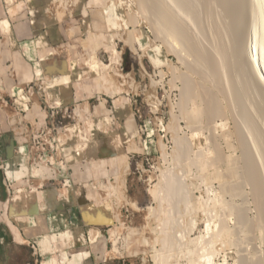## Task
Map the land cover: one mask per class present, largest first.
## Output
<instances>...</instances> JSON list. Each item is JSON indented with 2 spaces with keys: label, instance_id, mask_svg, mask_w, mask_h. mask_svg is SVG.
<instances>
[{
  "label": "rangeland",
  "instance_id": "1",
  "mask_svg": "<svg viewBox=\"0 0 264 264\" xmlns=\"http://www.w3.org/2000/svg\"><path fill=\"white\" fill-rule=\"evenodd\" d=\"M188 1H192L193 5L195 2L198 4H195L194 9H198L197 12L195 11L198 15L195 14V16L200 18L192 19L199 22L198 24L204 20L205 25V28H203L204 25L201 26V30L200 25L203 22L198 26L196 22L187 17V21H192L187 23H190L191 27H188V30H192L191 34H195L192 36L196 38H194L196 42L200 41L204 46H208L207 44L211 46L213 36L211 37L212 33L209 32L211 27H208L211 25L206 18L202 1ZM256 1L237 0V5L240 4L239 7L244 9H242L243 12L240 9L242 17L240 15L237 17L241 21L239 20L238 24L233 26V31L229 34L227 32L229 36H225V42L229 46L236 42L235 51L237 49L238 52H234V57L236 62L238 60L240 63V65L237 63V67L240 66L238 72L240 69H246L245 77L253 82L254 87L249 89L245 85L248 88L245 89L243 79L239 75L234 79L237 97L229 94L228 100L224 98L212 79L208 77L212 80L210 81L204 78V69L200 68L203 73H199L200 65L194 62L191 55L189 57L179 44L171 42L172 45L157 32L149 20L148 13H142L138 9L136 0H53L49 5V12L54 14L61 12L62 16L72 10L79 13L81 8L85 9V16L82 17L85 33H90L99 44L98 53L103 65L101 84L102 89H105L94 94L90 100L91 110L98 106L104 98H108L109 101L106 102L108 113L114 116L116 106L107 94H112V100L125 98L124 102L131 104L139 134L136 141L139 146L138 152L129 154L130 158H121V164H129L128 172H121L109 181L107 190L112 197L108 200L115 214V222L104 232L107 250L95 264L245 263L246 245L244 242L234 241L233 235H230L229 227L233 211L230 206L234 204L233 200L218 192L219 184L214 174L215 147L219 146V150L224 151L225 154L223 152L221 154L226 157V160L246 165L245 159L248 155L246 152L252 148L250 145L253 146V135H261V140L263 138L264 141V100H260L263 95H257L259 84L255 80L256 73L243 59L245 58L243 56L244 33L251 19L253 18V22L254 16L257 15L254 14L258 11ZM4 3L5 6L10 4L11 8L16 3L27 5L30 1L4 0ZM19 5L11 8V15ZM4 12L6 16L10 15L7 7ZM218 13L221 15L220 11ZM71 45L81 52L84 50L78 43ZM193 63L196 65L192 66ZM194 68L195 71H193ZM186 77L192 83L196 82L193 83L195 85L203 83L205 88H210L209 90L221 99L220 104L225 108H223L225 113L223 112L222 116H226L223 118L214 116L210 120L203 116L196 123H192V111L201 102L195 99L182 101ZM223 78L225 80L226 77ZM49 82V76L41 73L30 82V85L42 94L43 109L51 114V111L56 108L47 102ZM53 115L55 116L54 123L45 124L35 131L31 143L38 148L39 154L45 152L46 159L50 156L54 157L51 159L54 162V170H51L50 174L58 178L60 182H66V168L61 162L67 138L66 125L77 123L79 129L83 131L86 129V124L78 122L80 113L75 105L62 107L58 110V115L55 113ZM48 130L49 133H47ZM217 143L218 146H216ZM57 145H59L58 149ZM220 147L223 148L220 149ZM41 164L48 168L51 166L47 161ZM39 169V173L43 172V169ZM262 171V176H264V167ZM169 182L174 191L170 189L171 192H168ZM171 193L173 195H170ZM220 195L223 198H220ZM243 206L246 208V204L243 203ZM244 213L246 214L247 211ZM222 215L229 226L226 225L223 230L219 228ZM219 229L221 232L217 231ZM217 232L220 235H217ZM164 233L171 236H169L170 245L166 243L169 246L161 241L164 236H168ZM98 235L99 231L94 230L87 233V249L92 250L91 245L97 241ZM69 249L72 255V247L69 246L67 250Z\"/></svg>",
  "mask_w": 264,
  "mask_h": 264
},
{
  "label": "crops",
  "instance_id": "2",
  "mask_svg": "<svg viewBox=\"0 0 264 264\" xmlns=\"http://www.w3.org/2000/svg\"><path fill=\"white\" fill-rule=\"evenodd\" d=\"M29 1L11 4L19 5L11 15L10 4L0 0V264H95L107 250L104 232L115 222L109 181L128 172L121 158L139 150L136 118L131 104L112 94L114 116L108 98L91 110L90 100L103 90V65L99 44L85 33V9L62 16L49 12L53 0ZM41 73L49 76L47 102L55 115L75 105L78 122L86 124L83 131L77 123L66 125V182L37 160L31 143L55 117L30 85ZM93 230L99 235L89 250Z\"/></svg>",
  "mask_w": 264,
  "mask_h": 264
},
{
  "label": "bare ground",
  "instance_id": "3",
  "mask_svg": "<svg viewBox=\"0 0 264 264\" xmlns=\"http://www.w3.org/2000/svg\"><path fill=\"white\" fill-rule=\"evenodd\" d=\"M201 1H202L201 4H203V7L205 8L206 13L205 12L204 13L207 15L206 18H208V21H210V25H211V26H208V27H211V30L209 32L212 33V34L210 33L209 34L211 35V37L213 36L212 38L213 41L212 42L210 41L211 46H209L210 44H207L208 46H204L203 44L200 43V41H198L199 43L196 42L197 41L195 40L196 38L192 36L195 34H191L192 30L191 31L190 29L188 30V27H190L189 24L192 21L191 22L187 21L188 19L187 17H189V19L190 18L192 19L194 17H195L194 19L200 18L199 16L198 18H196L195 16L196 14L195 11L197 12L198 10L196 8L197 6L195 7L196 10L194 9L195 4H197L196 2L193 5V2L192 1L189 2L188 0H136V3L138 4L137 6L138 9L142 13H148L147 15L150 16L149 20H151L153 27L157 30V32L160 33L166 39V41H170L169 43L176 42V45L179 44L180 47L183 48L185 52H187L186 54H188L189 57L191 55L192 59H194V62L200 65L199 68L197 65V68L199 69V71H200V68L205 70L204 73L202 72L203 70H201L200 72L199 71H196V72H199L200 74L203 73V76H205L204 77L205 79L208 77L212 79L217 85L218 90L223 94L224 98L228 100L229 94L232 96L237 95L235 92L236 90L234 88L235 87L234 79L237 76L239 77L240 75L242 77L241 79H243L242 81L244 82V86H243L244 88L247 86L249 89H253L251 87H254L253 82L249 79H246L245 77V73L247 71L246 69L244 70L240 69L238 72V69L240 68V66L239 67L237 66L240 65V63H238V60L236 62L235 57H234V52L237 51V49L235 51V48H237L235 47L236 42L234 45L230 44L231 47L225 42L226 40L225 36L227 37L229 32L233 31V26L238 24L237 22H239L240 19H237V17L243 12L244 9L242 8L243 9L242 10L240 8L241 6L239 7L240 4L237 5V0H201ZM255 3H258V6H257L258 8L256 7L258 11L257 13H254L257 15L254 16L255 18L253 22H252L253 18L251 19L248 28L246 27V33H244V36H245V48L243 50L244 55L243 54L241 55L245 57L243 59H245V61H247V64L253 69V71H255L256 73L255 80H257L259 87H257L256 85L255 86L257 87V90H259V92L256 90L255 91L257 95H263L262 97H260L262 98L260 100H264V0H257ZM218 6L220 9L218 8ZM217 8L219 9L221 15L218 13L219 11ZM240 9L242 10L241 13H240L241 11ZM244 13H246V11ZM250 14L252 15V11ZM218 15L222 17H219ZM204 17H201V18H204ZM240 17L242 16L240 15ZM243 19L245 18L243 17ZM200 20H203V19H200ZM188 22L190 23L187 24ZM193 22H196V21L193 20ZM202 22H201L202 24L200 23L201 25L198 24L199 22H196V24H198V26L200 25V28H201V26L204 25V20ZM203 28H205V25ZM240 31L241 30H239V32ZM184 50L181 49V51H184ZM195 63H193L192 66L196 65ZM195 70L196 69L194 68L193 71ZM224 76L226 77L225 80L223 78ZM247 80L250 81L251 83L248 82ZM193 83H196V82H193ZM193 83L189 78L186 77V79L184 80V90H183V97H182L183 98L182 101L183 100L189 101V99L190 100L195 99L201 102L200 103L201 105L199 104L196 107V109L192 111L191 122L196 123L198 119L203 116L208 118V120H210L211 117L214 118V116H219L222 118L225 117L226 115L222 116V114L225 113V110H224L225 108H224V105L222 107V104H220L221 99L219 97H216L215 93L213 94L212 91L209 90L210 88L208 89L205 88L203 83L199 82L200 84H197V85ZM247 87L245 89H248ZM236 89H237V86H236ZM259 102L261 103V101ZM212 136H213V133H212ZM244 136H246V134ZM252 140H253L252 142L253 146L250 145V147L252 148L251 149L248 148L250 150L249 151L247 150L248 152H246V154L248 153V155L246 156L247 158L245 159L246 165H241L236 161L234 162L232 160L230 161H228V159L226 160V157L221 154V152L225 154L224 151L221 149L223 147H220L221 150H219V146H218L219 142L216 144V146L218 147H215L216 164H215L214 174L219 184L218 192H220L223 196L225 195L229 196V198H231L234 203L232 206H230L233 210L232 215H231V221L229 220L230 227L227 225L224 219V216H223L224 214H223L222 216H220L221 218L219 222V228L223 230L224 228H226V225H227L231 232L230 235H233L234 241L244 242V244L247 247V256H246V261L244 264H264V178H263L264 176H262V173H263L262 169L264 167V144H263L264 141H263V138L261 140V135L259 134L253 135ZM185 149L187 148L185 147ZM188 150H189V147H188ZM170 183L171 182H169L168 192L172 188L170 187L171 186ZM172 193L170 195H173ZM222 195H220V198H223L221 197ZM239 200L243 202L244 204H246V208L245 206L242 207L243 203L241 204ZM244 211H247V213L245 214ZM220 229L217 231H220ZM218 233L219 232H217V235H220ZM167 235L168 236H164V239H161V241H164L163 244L165 245L169 244L171 240L170 238L171 236L169 234ZM203 257L205 258V256ZM206 259H210V258H206Z\"/></svg>",
  "mask_w": 264,
  "mask_h": 264
},
{
  "label": "built area",
  "instance_id": "4",
  "mask_svg": "<svg viewBox=\"0 0 264 264\" xmlns=\"http://www.w3.org/2000/svg\"><path fill=\"white\" fill-rule=\"evenodd\" d=\"M55 113V111H52V114ZM47 133H49V130L47 131ZM41 139H43L42 137H40ZM53 140H56V138H53ZM37 143H39L37 141ZM38 145V144H37ZM38 147V146H37ZM53 147V146H52ZM59 145H57V149H58ZM53 149V148H52ZM42 151L44 150L43 147L41 149ZM54 158L53 156H50L49 159H46V154L45 152H41L39 155H38V160H40V163H43V162H48V164L50 163L51 166H49L51 168V170H54V162L51 161V159Z\"/></svg>",
  "mask_w": 264,
  "mask_h": 264
}]
</instances>
